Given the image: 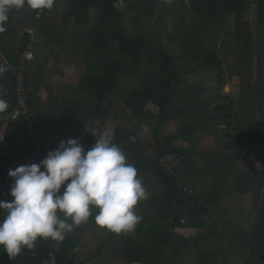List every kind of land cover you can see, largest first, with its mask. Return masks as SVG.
<instances>
[{
	"label": "trees",
	"instance_id": "obj_1",
	"mask_svg": "<svg viewBox=\"0 0 264 264\" xmlns=\"http://www.w3.org/2000/svg\"><path fill=\"white\" fill-rule=\"evenodd\" d=\"M159 3L154 0L151 17L132 0H55L54 8L42 19H37V10L27 4L22 10H11L18 15L9 16L6 31L0 33V54L17 66L20 52L31 42L27 29H35L39 41V32L50 34L58 21L62 23L68 32L66 44L71 47L65 54L83 60L89 75H94L89 81L92 90L96 89L88 106L90 121L102 118L107 122L115 116L117 90L118 115L122 107L123 114L132 112L141 128L153 127V161L135 151L141 142L138 132L118 128L113 142L135 165L138 177L141 167H156L157 186L154 184L156 191L149 200L138 203L141 221L134 235L113 232L81 259L80 232L84 226L92 227L82 224L66 233L62 241L38 239L34 249H24L11 260L0 247V264H43L50 250L57 264H105V260L122 264H264V196L261 200L257 195L264 189V174L249 168L264 156V81L252 85L238 100L229 96L231 102L219 108L224 110L216 116L211 107L226 84L227 49L238 38L228 32V23L235 15L241 20L247 17L251 2L189 0L185 5L188 17L173 33L166 31L167 18L159 11ZM258 6L262 20L264 0H259ZM258 51L263 54L264 35ZM212 68L218 73L216 87L188 84L189 77ZM121 77L125 81L122 92ZM182 80L187 84L182 86ZM0 86L6 89L3 98L8 102L7 110L0 112L3 117L17 105V84L2 75ZM31 105L44 139L46 128L61 119L51 121L44 113L43 117L37 115L33 96ZM225 123L233 125L234 131L222 132ZM28 125V121H19L7 130L9 157L0 156V177L37 156ZM167 130L170 133L165 134ZM200 137H214L215 147L198 150ZM183 142L187 144L180 145ZM94 143L95 139H89L83 146L87 150ZM43 146L40 160L50 150ZM170 153L183 158L177 176H167L159 168L158 160ZM181 184L189 185L194 193L181 191ZM0 200L5 201L2 195ZM5 215L0 209V220ZM192 230L197 232L194 237L185 234Z\"/></svg>",
	"mask_w": 264,
	"mask_h": 264
},
{
	"label": "clouds",
	"instance_id": "obj_2",
	"mask_svg": "<svg viewBox=\"0 0 264 264\" xmlns=\"http://www.w3.org/2000/svg\"><path fill=\"white\" fill-rule=\"evenodd\" d=\"M54 3L0 0V33L6 31L10 10H22L25 4L33 10L51 9ZM6 71L0 64V76ZM4 95L6 89L0 86V112L8 108ZM113 140L114 130H105L85 150L78 138H68L39 163L8 170L12 199L0 200V209L6 211L0 220V247L10 260L24 249H34L38 239L62 241L90 218L117 234L136 228L141 217L135 206L147 198V192L137 168Z\"/></svg>",
	"mask_w": 264,
	"mask_h": 264
},
{
	"label": "crops",
	"instance_id": "obj_3",
	"mask_svg": "<svg viewBox=\"0 0 264 264\" xmlns=\"http://www.w3.org/2000/svg\"><path fill=\"white\" fill-rule=\"evenodd\" d=\"M120 2V0H118ZM137 4L139 9L143 11L148 17H151L154 12V0H132ZM161 2V0H160ZM177 2V1H176ZM161 4V3H160ZM177 4H174L176 7ZM163 8V7H162ZM18 15L17 12H9V16ZM62 18V14H60ZM96 12H92V18L95 19ZM68 32L62 28V23H57V26L52 27L50 34L44 30L39 32V41L36 48V60L31 65V80L32 81V96H33V106L37 115L43 117L42 113L49 116V120L54 121L55 119L60 120L55 123L52 127L46 128V135L44 140L46 144L48 143L47 138L52 137L53 141H61L63 138H81L86 143L89 139H97L100 137V133L94 134L93 131L102 124L103 119L100 118L95 123L90 121L87 112L90 110L88 107L92 102V97L95 96L96 89L92 90V86L89 84V81L94 77V75H89L87 65L80 58H69L65 54L67 49H71L69 42L66 44V37ZM8 38V37H7ZM3 41V39H1ZM8 42V41H7ZM85 66L84 74L78 76H72V70L76 66L81 67ZM84 69V68H82ZM90 71V70H89ZM77 72L82 73L80 68H77ZM88 72V73H87ZM125 81L121 77V92L123 91ZM115 124L112 126L111 130H114V135H118V128L121 131H126L129 133L135 132L137 129L140 131L147 130L145 127L139 128L138 122L134 119L132 114V122L129 128H125L121 124L122 119V107H120L121 112L118 115V98L117 90L115 93ZM122 98L120 99V102ZM105 109V102L103 104ZM39 111V113H38ZM67 113V115H65ZM75 112H77L75 114ZM83 113L82 117L80 114ZM2 116L0 115V119ZM36 118V117H35ZM37 119V118H36ZM61 121H63L61 123ZM93 124V125H92ZM123 133V132H122ZM120 132L119 136L122 135ZM100 134V135H99ZM82 136V137H80ZM143 136V137H142ZM138 135L141 142L137 143V146L134 147L135 151L146 157L147 147L146 136L143 134ZM203 139V140H201ZM154 140V139H153ZM155 141V140H154ZM212 141H215L214 137H201L198 143H207L210 145ZM44 144V143H43ZM44 144V145H46ZM117 144V142H116ZM48 146V145H46ZM198 150H201L203 146L200 144L197 145ZM209 148H213L208 146ZM207 147V148H208ZM141 173L139 178H142L143 184L147 192V198L141 202H145L150 199V196L153 195L154 191V177L156 174V167L144 166L141 167ZM150 171H154L155 174H151ZM5 201H10L12 197L9 195L7 198L4 197ZM140 202V201H139ZM138 202V203H139ZM136 213L139 210L138 204L135 206ZM95 214V212H94ZM92 225L89 229L84 226V230L80 232L81 242L85 236L93 235L96 242L107 239V237L113 232H109L106 228L98 226L95 224L92 218L89 219V222L84 225ZM98 226V228H96ZM138 226V225H137ZM102 229V230H101ZM134 230L129 231V235H133ZM114 236H117L114 234Z\"/></svg>",
	"mask_w": 264,
	"mask_h": 264
},
{
	"label": "rangeland",
	"instance_id": "obj_4",
	"mask_svg": "<svg viewBox=\"0 0 264 264\" xmlns=\"http://www.w3.org/2000/svg\"><path fill=\"white\" fill-rule=\"evenodd\" d=\"M188 1L189 0H161L160 2L161 4L159 3L160 5L159 11L162 10V12L164 11V13L166 14L167 21L165 25L167 32L173 33L175 32V30L176 31L179 30L182 21L188 17L187 11L185 9V5L188 3ZM250 2H251L250 4L251 7H250L249 15L245 17L243 20H241V17H239L238 15L233 16L229 21L227 28L228 32L237 35L239 38L232 41L231 45H233V47L227 49V54L224 59V64L226 68L225 78L230 80L231 84L230 86L226 87V90L224 88L223 89L227 91V93H230L229 95L233 96L235 100L240 99L242 95L245 96V94L243 93L247 91L250 87H252V85L264 81V51L263 54H260V52L258 51L259 41H261L262 36L264 35V16L262 17V20H260L259 6H258L259 0H250ZM174 4H177V6L174 7ZM53 8H51L50 10H52ZM77 68L78 69L80 68L82 73L78 74ZM85 68L86 67L83 65L81 67L76 66V68L72 70L71 75L74 77L84 74ZM184 77L185 76H182L183 79ZM189 78L190 81L188 79L189 81L188 84H193L197 82L199 84H204L207 87H216L218 73L216 69L212 68L210 70L201 72L200 74L194 75L193 77H189ZM128 84L130 85V87L134 86V82H129ZM185 84H187V82L182 80L181 85L184 86ZM262 89H264V87H262ZM114 118L115 116L110 120H108L107 122L102 121V124H100V126H98L93 131V133L98 134L101 132L100 134H102L105 130L111 129L112 126L115 124ZM62 122L63 121H61V123ZM131 122H132V114L131 111L129 110L126 114L122 115L121 124L124 125L125 128H129L131 126ZM138 127L141 128L140 126ZM147 128H146L147 130H142V131L137 129L135 132H138L139 136L140 134L141 136L143 134L146 136L145 138L147 140V147L145 148H149V151H147V156H146L148 159L146 161H150V160L153 161V158L155 157L154 151H155L156 143L152 137L153 127L149 126ZM168 133H170L169 130L165 131V134ZM200 138L197 139V142L200 141ZM66 139L68 138H63L62 140H66ZM78 139L82 144L85 143L83 139L79 137ZM47 140L48 143L46 144L45 140L41 138L42 143L48 145L47 147H49L50 150L55 149L59 143V141L58 142L53 141L54 139L52 137L50 138V135L49 138H47ZM186 144L187 143L184 142L180 143V145H186ZM198 144L203 146L201 150H208L209 148L208 146H211L213 148L215 147L216 140L212 141L210 145L203 142ZM249 168L251 170H257L264 174V156L259 160L258 164L250 165ZM150 173L155 174L154 171H150ZM154 184L157 186L156 182ZM257 195L262 200V197L264 196V189H262L261 193ZM7 196L8 195H6L5 197L7 198ZM183 233H185V231ZM196 233L197 232L192 230L188 232V234L187 233L185 234L187 236L189 235L191 237H194ZM96 247H97V242L95 241L93 235L85 236L79 248V252L82 257L81 259H83L87 254L94 252ZM104 263L122 264V262L116 260L114 261L105 260ZM234 264H241V263L237 261Z\"/></svg>",
	"mask_w": 264,
	"mask_h": 264
},
{
	"label": "built area",
	"instance_id": "obj_5",
	"mask_svg": "<svg viewBox=\"0 0 264 264\" xmlns=\"http://www.w3.org/2000/svg\"><path fill=\"white\" fill-rule=\"evenodd\" d=\"M47 10L48 9L37 10V19H42ZM26 32L31 35V42L25 50L20 52L17 66L13 65L3 55L0 54V64H3L7 67V71L4 72L3 75L13 78L17 84V105L13 112L7 113L0 120V156L6 158L9 157L8 151L5 150L6 133H8L7 130L11 129L12 125L16 122L28 121L30 139L37 151V156L26 163L31 164L39 163L41 156L44 153V146L39 134L37 121L32 114L31 105V65L36 60V45L38 44V35L35 29H27ZM225 80L226 84L224 89L226 90V87L230 86L231 81L228 79ZM225 90L221 92L220 97L212 103L211 107L215 116L220 114L218 111L224 110L219 108H223L225 105H228L231 102L229 99L230 93H227ZM220 129L222 132L230 133L234 131V126L225 123L221 125ZM182 159V156L176 153H170L158 160L159 168L161 172L167 176H177L176 173L179 170ZM11 182L12 178H10L8 174H6L4 177H0V195L3 197L8 195ZM179 188L186 194L190 195L194 193L193 188H191L189 185L181 184ZM43 264H57V257L52 250H50L48 257L43 261Z\"/></svg>",
	"mask_w": 264,
	"mask_h": 264
}]
</instances>
